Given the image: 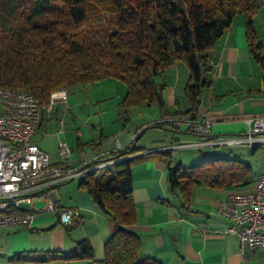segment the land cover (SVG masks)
<instances>
[{"label":"trees","instance_id":"obj_1","mask_svg":"<svg viewBox=\"0 0 264 264\" xmlns=\"http://www.w3.org/2000/svg\"><path fill=\"white\" fill-rule=\"evenodd\" d=\"M260 6V0H0V87H27L45 104L55 90L84 88L116 78L126 86L118 105L124 118L140 105L156 107L160 117L195 116L210 87V50L237 14L244 18L251 55L264 73V45L254 29ZM183 66L187 70L183 84L187 109L171 113L165 108L163 92ZM136 138L125 150L90 162L115 160L101 173L88 171L78 181L114 221L103 257L95 258L91 243L81 239L73 251L47 253L39 260L162 264L142 253L141 239L130 229L136 220L131 186L136 157L129 154L139 149L130 148ZM99 143L85 144L94 147ZM153 154L167 162L169 188L180 194L184 205L196 185L237 190L256 177L251 165L238 158L217 156L183 167L171 165L168 151Z\"/></svg>","mask_w":264,"mask_h":264},{"label":"crops","instance_id":"obj_2","mask_svg":"<svg viewBox=\"0 0 264 264\" xmlns=\"http://www.w3.org/2000/svg\"><path fill=\"white\" fill-rule=\"evenodd\" d=\"M260 1L261 6L254 16V29L264 45L261 41L264 38V0ZM261 52L264 54V46ZM210 60L213 61L210 87L201 99L197 114L211 121V136L214 138L240 134L246 129L249 116L264 114V73L251 55L241 14L233 18L216 40L210 50ZM163 98L165 108L171 113L187 109L183 85H179L178 79L165 88ZM117 115L118 120L124 118L119 109ZM157 116L159 119L160 112ZM152 118L149 115L130 128L125 124L120 128L114 126L108 132H103L101 127L98 137L90 140L99 141L96 147L107 157L114 146L110 136L120 137L122 150L137 136L130 148L139 149L129 154L136 157L131 167L136 220L130 229L139 235L142 253L162 264H264V247L242 254L238 237L225 232L229 220L217 213V205L227 193L248 190L254 182L237 190L196 185L191 200L184 205L180 194L169 188L167 162L153 153L168 151L172 166L188 167L205 159L206 154L201 149L212 146L194 145L206 137L188 130L185 124L177 128L168 123L149 126ZM85 143L88 141L77 140L76 152L72 154L71 149L68 162L76 165L92 161L96 147ZM40 148L48 154L50 161H59L57 153L50 158L45 147ZM68 182L55 187L52 198L60 206L79 209L73 224L69 227L62 225L57 213L44 207L36 208L35 203L44 200L35 198L30 226H0V264H11L20 259L37 261L47 253L70 252L81 239L91 243L95 258L103 257V245L113 231L114 221L96 206L90 194L78 183L76 187H69L70 197L64 201L59 191ZM21 255L24 258L18 257ZM65 261L69 264L87 263V260Z\"/></svg>","mask_w":264,"mask_h":264},{"label":"built area","instance_id":"obj_3","mask_svg":"<svg viewBox=\"0 0 264 264\" xmlns=\"http://www.w3.org/2000/svg\"><path fill=\"white\" fill-rule=\"evenodd\" d=\"M66 102V89L53 91L48 102L42 104L27 87H0V226H30L35 198H42L44 209L57 213L62 225H70L79 215V209L63 207L54 201L55 187L115 161L74 165L67 161L71 148L66 141L60 140L57 143L59 161L52 162L35 143L33 135L42 110H51L56 104ZM155 122L176 128L185 124L188 130L206 137L194 144L198 146L257 147L264 144V114L249 116L242 133L226 138L212 137L211 121L198 114L164 116L151 124ZM110 141L114 145L112 152L123 148L119 136L113 135ZM104 155L96 147L92 161ZM217 213L229 220L225 232L238 237L242 254L264 247V172L255 177L250 189L227 193L219 201Z\"/></svg>","mask_w":264,"mask_h":264},{"label":"rangeland","instance_id":"obj_4","mask_svg":"<svg viewBox=\"0 0 264 264\" xmlns=\"http://www.w3.org/2000/svg\"><path fill=\"white\" fill-rule=\"evenodd\" d=\"M262 36H264V32H262ZM261 41L264 42V38ZM186 72L185 66L180 67L177 79L181 86L186 80ZM66 91L67 104H56L53 109L45 110L43 124L36 129L33 135L40 147H45L50 158L54 157L56 153L58 154L57 143L60 140L66 141L72 149V154H75L77 140L87 142L92 138H97L101 127L104 129H102L103 132L110 131L114 126L120 128L123 124L130 128L132 124H138L146 117L148 118L149 115L153 116L150 120H158V110L153 106L145 105L132 107L128 112V120L125 118L118 120V105L125 95L126 86L116 78H106L84 88ZM131 131H134V129L132 128ZM201 151L206 154L205 158L221 156L246 160L251 165L255 176L264 171V144L257 146L255 149L246 146L220 145L210 148L205 147ZM104 169L105 167H100L98 173H101ZM79 180L80 176H77L61 187L59 193L64 201L70 197L69 187H76ZM23 205L25 204L23 203ZM44 205L45 202L35 203L36 208H42ZM11 264H69V262L65 260L44 262L20 259L12 261Z\"/></svg>","mask_w":264,"mask_h":264}]
</instances>
